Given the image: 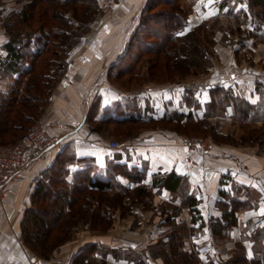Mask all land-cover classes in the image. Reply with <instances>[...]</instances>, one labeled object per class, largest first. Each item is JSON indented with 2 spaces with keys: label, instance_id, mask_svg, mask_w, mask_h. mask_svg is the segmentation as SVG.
Here are the masks:
<instances>
[{
  "label": "crops",
  "instance_id": "1",
  "mask_svg": "<svg viewBox=\"0 0 264 264\" xmlns=\"http://www.w3.org/2000/svg\"><path fill=\"white\" fill-rule=\"evenodd\" d=\"M26 1L0 0V102L16 78V63L27 65L22 53L40 45L36 32L26 42L20 39L14 45L18 59L11 67L7 45L13 48V44L8 43L3 20L17 15ZM97 2V15L71 50L38 118L59 143L10 183L0 206V264H48L17 237L40 171L57 162L67 170L66 179L73 180L77 174L93 182L90 210L94 214L81 221L56 251L64 264H161L153 245L169 229L165 211L175 210L176 223L195 228L184 241L185 248L198 249L199 259L193 264H226L240 244L250 257L253 239L264 243V236L254 235L256 229L264 232V154L246 144L233 147L221 140H214L208 150H188L185 140L191 135L186 131L149 124L167 121L168 115L181 123L199 119L204 129L224 134L244 123L264 128V0H182L188 11L176 32L199 28L203 37L206 31L210 46L232 52L222 62L225 67L218 72L213 70L217 65L209 68L204 78L192 74L148 80L129 89L113 82L119 76L115 68L121 67L119 62L124 64L121 56L146 0ZM214 54L213 49L207 53L210 60ZM215 85L229 90L228 101L222 113L207 115L204 107ZM123 118L127 119L119 120ZM118 125L138 127L117 139L110 135ZM113 138L121 142L119 147L109 146ZM172 171L186 177L187 192L199 201L200 226L192 222L189 208L179 205L178 194L160 185L159 177ZM220 189L251 205L238 212L226 243L216 241L208 226L210 216L221 214L216 203L223 199Z\"/></svg>",
  "mask_w": 264,
  "mask_h": 264
},
{
  "label": "trees",
  "instance_id": "2",
  "mask_svg": "<svg viewBox=\"0 0 264 264\" xmlns=\"http://www.w3.org/2000/svg\"><path fill=\"white\" fill-rule=\"evenodd\" d=\"M181 1L146 0L135 30L121 56L120 61H124V64L119 62L121 67L115 66L117 75H135L133 73H136L146 54L161 57L163 66L176 71L178 77L192 68L196 69L199 63H208L209 57L206 47L200 41L202 36L199 28L183 34L176 32L188 11ZM23 5L17 12L21 22L28 23L33 18L40 24L38 31L33 29L30 32H21L15 28L17 22L13 18L3 20L9 36L8 43L13 44V48L7 45L11 54V67L15 66V60L18 59V49L14 45L17 46L20 39L26 42L36 32V40L40 45L33 51L22 53L27 65L23 62L19 67L16 63V78L1 99L0 145L13 140L38 119L49 102L53 86L65 70L71 50L87 32L98 11L97 0H28ZM206 41L210 43L211 39L207 38ZM168 78L173 79L170 75ZM209 91L210 100L204 107V114L222 113L228 101L229 90L215 85ZM188 101L191 102L189 99ZM164 119L167 121L154 120L152 123L171 121L173 127L170 129L189 133H197L202 127L199 119L186 120L184 123L180 122V118L173 121L168 115ZM66 176L67 170L60 162L44 167L35 182L30 205L24 210L20 221V234L24 245L29 251L43 258L55 253L70 237L74 228L93 215L90 211V198L93 195L90 187L93 182L86 175L79 177L76 174L73 180L66 179ZM159 181L161 186L178 194L179 205L188 207L192 222H198L200 226L203 219L199 214V201L187 192L186 177L172 171L161 175ZM219 192L223 199L216 203L221 214L208 218L210 233L216 241L229 238L232 227L237 223L238 212L251 206L224 189ZM165 213L164 223L169 225V229L164 236H159L155 244L162 258L161 264L195 263L199 259L198 249L193 245L184 247L185 239L195 233V228L176 223L174 215L177 210ZM102 214L104 217L107 215L105 211ZM259 232L260 230H255L254 235ZM245 249L242 245L237 247V251L228 258L226 264H264V244L253 239L249 246L250 257L245 256Z\"/></svg>",
  "mask_w": 264,
  "mask_h": 264
},
{
  "label": "rangeland",
  "instance_id": "3",
  "mask_svg": "<svg viewBox=\"0 0 264 264\" xmlns=\"http://www.w3.org/2000/svg\"><path fill=\"white\" fill-rule=\"evenodd\" d=\"M23 6L24 5L21 6V9ZM98 11H97V13H98ZM9 17L13 18L14 22H17L15 28H18L21 32H30L33 29H36L35 31H38L37 27L39 26L40 23H38L36 21V19L31 18L28 23H23V22H21L20 15H13L12 14ZM9 17H7L6 19H8ZM91 22H90V24H91ZM208 37L209 36H207L206 31H203V37H200V41H201V43H203L204 47H206L208 54H210L211 49H213V51L215 53L214 56L211 58V60L210 59L208 60L207 64L209 67L207 68V64H205V63L204 64H202V63L198 64L197 63L198 66L196 69L192 68L193 70L190 69V70L186 71L185 73H183V75L181 77H186L188 75L197 74V77L204 78L205 75L207 74L209 68H212V67L214 68V66L217 65L215 69H213V68L212 69L215 70L214 72H216V71L218 72V69L225 67L224 65L221 66L223 64L222 62L224 60H226L232 52L227 50V49H222L218 46H216V48L213 46H210L209 43H207V41H206V39ZM224 38H228V37L225 36ZM224 43H225V41H224ZM259 63H260V65H263L262 64L263 62L260 61ZM252 65H254V63ZM176 73H177L176 71L170 70V69L168 70L163 66V60L161 57H158V56L156 57V55H153V54H146L143 56V59H142L140 65L137 67L136 73H133L135 75L123 74V75H120L117 78H115V80H113V82H115L119 87H122V88H128V89L131 87L137 88L139 86H142L144 83L147 84L148 80H154L155 82L169 80V78L167 79L168 75H170V77H172L173 79H177L179 77L177 76ZM189 77L190 76H188L187 78H189ZM150 85H152V83ZM155 85H156V83H155ZM36 121H39V120L37 119ZM149 125H156V123H150ZM158 125L165 126L168 128L173 127L172 122L166 123L165 121L160 122ZM135 126L132 127L133 129H131L129 125H118L117 129H115L113 132H111L110 136L115 137L117 139H122V138L126 137L128 134L132 133L138 127V125H135ZM257 126L258 125L254 126V125H250L249 123H244L242 126H240L241 128L239 127L235 132H231V133L229 132L228 134L221 133V132H219V130L216 131V129H213V128L206 130V129H204V127H201L200 130H197V133L187 132V135H191L188 138L201 139L203 141L205 140L209 146L208 149H210L212 147L214 140H221L225 143L228 142V144L233 146V147H237L238 145L246 144V145H248L247 148H249L250 150H253L255 148L254 150L259 151V153H261L263 155L264 154V142L263 143L260 142V138L262 137V135H264V128L260 129ZM20 134H21V132L13 140H8L7 144L14 141ZM110 140H114V138L110 139ZM117 142L120 146L121 142H119V141H117ZM92 203L93 202L91 200V205H92ZM90 211L92 212V214H94V212L92 210H90ZM249 224L251 225L252 222H249ZM263 228H264V226H263ZM232 231H233V229H231L229 237L232 236ZM72 233H73V231H72ZM72 233H71V235H72ZM259 233H258L259 237L264 236L263 231L261 232L262 234L261 233L259 234ZM71 235H70V237H71ZM228 239L229 238L227 237V238L220 239L217 241H219L221 243H226L228 241ZM22 243H23V240H22ZM155 244L153 245V249L155 251H157L158 247ZM262 244H264V243H262ZM240 245H237L236 247H240ZM154 250L151 251V254L154 252ZM235 251H237V248H235ZM159 257H160L161 263H162L161 255ZM51 258H55L59 262L64 264L59 259L56 252L51 254L48 258H45V259L47 261H49Z\"/></svg>",
  "mask_w": 264,
  "mask_h": 264
},
{
  "label": "built area",
  "instance_id": "4",
  "mask_svg": "<svg viewBox=\"0 0 264 264\" xmlns=\"http://www.w3.org/2000/svg\"><path fill=\"white\" fill-rule=\"evenodd\" d=\"M113 0H105L111 4ZM59 143L58 137L40 121H34L11 143L0 145V206L7 198L9 185L19 179L25 168L32 162L41 160L46 152ZM109 146L119 147L116 140H109ZM185 146L188 150L209 148L207 142L201 139L187 138ZM17 241L22 243L21 237ZM48 264H62L55 258Z\"/></svg>",
  "mask_w": 264,
  "mask_h": 264
},
{
  "label": "snow or ice",
  "instance_id": "5",
  "mask_svg": "<svg viewBox=\"0 0 264 264\" xmlns=\"http://www.w3.org/2000/svg\"><path fill=\"white\" fill-rule=\"evenodd\" d=\"M209 2H213V0H209ZM261 214L264 215V209L261 210Z\"/></svg>",
  "mask_w": 264,
  "mask_h": 264
}]
</instances>
